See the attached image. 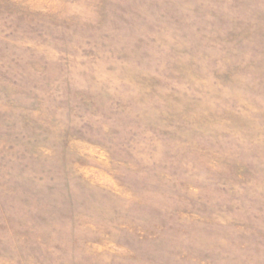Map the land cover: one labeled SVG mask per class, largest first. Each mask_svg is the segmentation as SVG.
Segmentation results:
<instances>
[{
  "label": "rangeland",
  "instance_id": "obj_1",
  "mask_svg": "<svg viewBox=\"0 0 264 264\" xmlns=\"http://www.w3.org/2000/svg\"><path fill=\"white\" fill-rule=\"evenodd\" d=\"M0 264H264V0H0Z\"/></svg>",
  "mask_w": 264,
  "mask_h": 264
}]
</instances>
